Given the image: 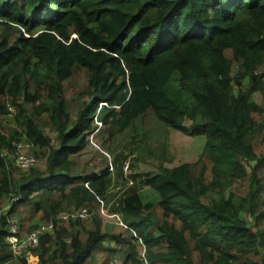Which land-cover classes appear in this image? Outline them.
<instances>
[{
  "label": "trees",
  "instance_id": "16d2710c",
  "mask_svg": "<svg viewBox=\"0 0 264 264\" xmlns=\"http://www.w3.org/2000/svg\"><path fill=\"white\" fill-rule=\"evenodd\" d=\"M261 26L264 0H0V264L14 257L6 238L19 206L40 215L27 232L53 225L28 249L35 262L20 264H88L106 241L125 248L121 264H264V104L253 100L264 103ZM77 72L86 85L68 99L64 84ZM43 116L53 138L37 122ZM144 122L158 127L154 137L202 139L198 159L165 166L160 145L155 170L135 172L152 138ZM101 134L133 148L101 143L108 163L93 144ZM20 139L36 163L15 175L4 153ZM241 179L244 196L232 189ZM146 189L156 200L144 201ZM100 204L127 239L101 230L92 210ZM81 208L93 228L61 219Z\"/></svg>",
  "mask_w": 264,
  "mask_h": 264
},
{
  "label": "rangeland",
  "instance_id": "374dc122",
  "mask_svg": "<svg viewBox=\"0 0 264 264\" xmlns=\"http://www.w3.org/2000/svg\"><path fill=\"white\" fill-rule=\"evenodd\" d=\"M256 31L259 33L258 35H262L264 36V27L261 26L258 29H256ZM73 79L64 84V92L67 95V98L70 99L72 97V95H75L78 91L84 89L85 85H86V79L85 76L82 72H77L73 75L72 77ZM253 100L256 101L258 104L262 105L264 104L262 101V97L260 94L255 93L253 95ZM26 110L28 113L32 112L31 110V106H25ZM11 111V115L10 117H7L10 121V119H12L15 115V110L14 109H10ZM74 117V115H73ZM264 121V116L262 119ZM11 122V121H10ZM38 124L43 127V132L46 135H49L53 138V133L50 130V123L49 120L43 116L42 118L38 119ZM148 124L146 122H144V127L146 128L145 131L147 133L148 136L152 137L148 139V142H150V146L148 148V150H144V151H140L141 157L142 159L136 163L135 167H134V171L138 172V173H144L146 171H154L156 168V160H155V154L158 155L159 154V148H162L166 150L165 152V159H162V164L168 167L180 164V163H184V162H195L201 151H202V146H203V140L202 139H198V138H191L187 135H184L183 133H180L178 131H174L171 130L167 133V135L163 138L161 137L160 133H157V135H155L154 137V132L156 133V131L158 130V127L155 129L154 132L151 131V127H146ZM12 126V125H9ZM124 137V136H123ZM121 137L120 140L122 141V139H126ZM259 138V137H258ZM256 139L255 143H254V148L255 151L260 154L261 153V149H262V145L260 144V139ZM159 140L160 144L157 145L156 143H153L154 141ZM24 141V140H23ZM26 142V141H24ZM27 143V142H26ZM101 143H104V145L106 147L111 146V148H115V149H120V150H124V151H128L130 148H133L132 144H127L125 145V141L123 142H118V141H109V139L106 137L105 134H101L99 136H97L94 140H93V144L95 145L96 148H100L99 145ZM161 145V146H160ZM122 146V148H120ZM161 148V149H162ZM106 155V157L108 158V163H110V155L108 153H106V149L104 148H100ZM29 151L31 152V148L29 147ZM91 155L90 149L87 151V153H85L82 156V160L88 159ZM133 156H137V154H133ZM133 156H130L127 161H125V164H128V168L124 169L123 168V173L124 175H129L131 173V160H133ZM93 157V155H92ZM9 160L11 162V164L13 163V156H9ZM98 162V160H94L93 163ZM37 164L38 165H42L43 161H41L40 159L37 160ZM124 164V165H125ZM14 166V165H13ZM15 167V166H14ZM109 170L111 171L110 167ZM114 171V170H113ZM247 171L249 172V169H247ZM259 178L261 180V182L264 184V168H260L259 170ZM23 171H21L20 169L16 168L14 169V174H19ZM99 170H96V173H98ZM209 178V177H208ZM210 178L207 180L209 181ZM247 179H241L240 181H236L233 186L232 189L238 194V195H242L244 196L246 193V189H247ZM148 190V189H146ZM149 191V190H148ZM143 196V195H142ZM144 201L148 202V201H153L156 200V196L152 193V192H147L144 194ZM264 195L262 196L261 202H259L260 208L264 209ZM11 200H9L8 198H5L3 200L2 203V207H1V211L2 213H5L9 206H10ZM101 208L102 211L104 212V215L101 212ZM94 211L97 210L98 216L100 218L101 221V230L104 232H109L112 233L113 235H122L123 238L127 239L128 235L126 234V230L125 227H122L120 225H118V218L115 217H110L107 216V210L106 208L103 207V205L101 206V204L99 205V207H95L94 209H92ZM20 220L17 218V215L14 214L13 216H11L9 218V225H15L19 228L20 232L22 234L26 233V229L34 224V223H38V219L40 217L39 214L37 213H31L29 207L27 206H19L17 208ZM156 217L160 218L161 217V211L158 209L155 211ZM87 221H85L84 223L86 224V228L91 229L93 228L91 226V217L90 219H86ZM120 220V218H119ZM170 221V219L168 220ZM247 221L249 222V226L252 225V218L248 217ZM22 224V225H20ZM42 223H39V225ZM178 226V224H176ZM260 227H264V224ZM9 233V232H8ZM133 244L135 245V250L136 253L141 257L143 255V248L140 246V243L138 241V243H136V241H132ZM190 246L192 247V243H190ZM104 247L103 249H101L100 251H96L92 253V258L91 261L88 264H121L123 259H122V251L125 249L123 248L120 251V247L118 245H116V243L113 242H108L106 241L104 243ZM116 251H113L111 249H114ZM120 251V252H119ZM19 257H24L26 258L24 255H21ZM193 258H194V262L197 263V253L194 252L193 254ZM253 259L258 260L259 257L258 256H252ZM27 262H35L34 258L30 256H28L26 258ZM259 261H261L259 259ZM8 264H20L19 262V258L14 256L13 260H10L8 262Z\"/></svg>",
  "mask_w": 264,
  "mask_h": 264
},
{
  "label": "built area",
  "instance_id": "2783aa9c",
  "mask_svg": "<svg viewBox=\"0 0 264 264\" xmlns=\"http://www.w3.org/2000/svg\"><path fill=\"white\" fill-rule=\"evenodd\" d=\"M14 152L8 153L5 152L4 156H13V163L14 165L20 169L21 171H27L30 167H33L36 163L35 157L29 151L30 145L23 140L14 141L12 142ZM128 168V164L124 165V169ZM101 212L104 215V212ZM67 217L71 218H79L86 220L90 217V213L87 208H81L77 212H71L67 214H63L61 219H66ZM112 217V216H110ZM119 225L123 226V224L119 221ZM53 225L52 223L47 225H41L38 228H35L29 232L22 234L19 228L15 225H9L8 235H7V242L9 246L10 252L19 257L21 255L29 256L28 249L34 248L38 245L39 237L47 232L52 231Z\"/></svg>",
  "mask_w": 264,
  "mask_h": 264
},
{
  "label": "clouds",
  "instance_id": "9594fccd",
  "mask_svg": "<svg viewBox=\"0 0 264 264\" xmlns=\"http://www.w3.org/2000/svg\"><path fill=\"white\" fill-rule=\"evenodd\" d=\"M20 140H23V139H20ZM20 140H15V141H20ZM14 142V141H13ZM29 144V143H28ZM12 147H13V145H12ZM13 152H14V149H13ZM13 152H11V154L13 153ZM107 216H112V217H115V218H118V224H119V217H117L116 215H107ZM121 222V221H120ZM122 223V222H121ZM123 224V223H122ZM123 227H125L124 225H123Z\"/></svg>",
  "mask_w": 264,
  "mask_h": 264
}]
</instances>
